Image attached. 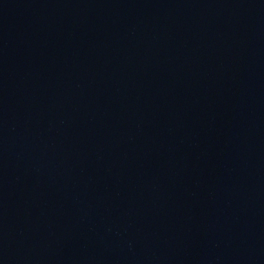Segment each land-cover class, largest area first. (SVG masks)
<instances>
[{
	"label": "water",
	"instance_id": "obj_1",
	"mask_svg": "<svg viewBox=\"0 0 264 264\" xmlns=\"http://www.w3.org/2000/svg\"><path fill=\"white\" fill-rule=\"evenodd\" d=\"M0 264H264V0H0Z\"/></svg>",
	"mask_w": 264,
	"mask_h": 264
}]
</instances>
